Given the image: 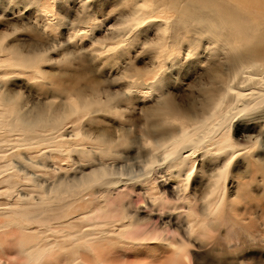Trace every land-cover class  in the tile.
<instances>
[{
    "label": "rangeland",
    "instance_id": "rangeland-1",
    "mask_svg": "<svg viewBox=\"0 0 264 264\" xmlns=\"http://www.w3.org/2000/svg\"><path fill=\"white\" fill-rule=\"evenodd\" d=\"M8 1L0 0V21L7 24V27L0 28V44L2 43L0 45V94L10 96H5L7 98L13 97L14 109L0 103V235L3 238L0 237V264H23L25 261L24 256H32L38 253L39 249L47 247L51 240L58 244L57 249L60 254L68 255L69 260L76 263L79 252L84 249L85 240L81 238L82 241L77 242L70 238L66 232L65 236L46 238L50 231L46 227L48 222H38L36 219H32L28 211L29 208H38L41 198H45L46 205L52 204L54 206L56 204L53 199L54 193L65 190V187L50 193L49 196L43 192L45 187L52 183L56 182L57 185L60 182L63 183L65 179H61L60 175L70 176L74 173L89 172L91 166L100 162L106 163L110 158H113V156L110 157L111 154L106 153L103 140L97 138L102 134H110L107 138L116 140L114 151L128 158L127 160L118 156L110 162H114L116 166L123 163L128 164V167L135 168V171H138L137 173L141 170L144 174H149L150 171L146 167L153 159L151 158L152 154L151 157L149 156L152 145L144 136L147 127L146 113L148 108L155 105L161 95L167 94L184 113H190L191 111L195 113V107L199 106L204 98L202 88L209 83L208 78H206V69L207 65L211 63L209 59L212 49L207 48L208 44L205 45L204 41L198 47L199 39L194 43V40V42H191V39L187 38L190 44L186 43L187 40L182 39L169 47L164 46L165 49L163 50L164 37L157 32L156 26L151 20L152 18L162 20L167 14L157 13L151 16L148 12L145 15L146 17L150 16L148 19L150 25L141 24L142 27L139 26L140 28L133 29L130 32L128 28L134 22L130 21L129 16H136L131 7L138 0H31L30 4L28 0ZM37 1H39L40 10L28 14V8L33 3V5H38ZM13 2L17 3V5L15 4L16 8L15 5L13 6ZM26 4L29 6L27 7ZM7 6L11 7L9 11L6 9ZM138 22H140V19ZM170 41L172 42L171 38L168 39V42ZM179 44L183 47L182 49H179ZM6 48L10 51L19 49L24 54L37 51L42 54L44 61H41L39 69L12 67L9 63L11 61L9 59L10 55L8 56V53H6L8 52ZM186 48L195 51V56L188 55V51L185 52ZM158 50H163L166 56L160 55L158 57ZM206 56L207 59H205ZM157 58H161L162 61ZM168 59H173V61L171 62ZM154 65H159V68L155 69ZM143 71L145 75L143 73L142 78H140V75H136L137 72ZM160 78L162 80L159 81ZM140 81L145 82L142 85L143 89L139 88L141 86L137 87L139 91L133 93L130 99H125L129 102L121 101L118 97L120 103H115L116 108L114 110L94 112L91 115L88 113L74 114L66 123L62 124L63 128H59L60 130L47 126L46 128L36 127L31 131H25V129L14 127L11 124L12 118H14V114L10 118L12 110L31 114L45 110L44 108L48 107L50 103H54L56 109L61 108L64 102H71L72 99L76 103V91L74 89L78 87H81V94H89L92 88H95L96 94L99 91L102 99L107 92L114 95L123 94L129 90L134 82L137 84ZM152 82L161 85L159 86L160 89L158 88L153 92L147 90ZM103 99L105 100V98ZM104 108L106 107L98 109ZM263 113H259L261 114L259 119L262 118L260 120L255 117L253 121L236 120L230 131L231 133L221 138L222 141L218 140L221 141L218 144H222V146L228 142L230 146L235 147L238 143V152L228 148V152L220 154L217 147L221 148V146L218 144L215 145L217 154L207 149H201L197 151L195 157L189 160L188 165L184 164L185 167L182 171L179 168L173 171L170 169L172 166H170L169 169L167 168L170 171L162 170L166 175L161 171L160 179L143 186L140 181L143 178L131 180L130 182L139 181V186L126 189L122 187L120 191L111 195L112 199H109L107 203L99 202L98 204L97 202L94 205H88L90 209H88V217L94 215L91 211L95 214L101 211L109 213L110 222L117 223L115 227L106 225L100 228L108 229V233H106L108 235H106L107 238L104 236L106 240L103 239V235H95L94 238H97L99 246L103 248L119 247L129 250L132 248L131 243H128L129 241L115 240L114 237H117L120 233H131V230L140 234V232L153 225L157 231L166 229L163 233L168 235L169 239H173L174 236L180 242L182 239L191 240V248L200 250L203 264H216V257L225 254L224 252L231 253L230 257L235 255L239 258L246 256L243 259L245 262L241 264H264V163L257 160V164L253 162L252 156H246V153H251L250 151L254 149L252 152L257 151L256 158L259 155L264 159V148H259L256 144L257 137L264 136L261 133L264 128ZM210 124L212 125L211 122ZM119 129L120 131L125 129L124 131L128 133V139L125 138L124 133H119ZM119 134L122 135L121 138L124 141L126 139L128 142L119 140ZM83 136L86 139H83ZM55 139L57 140L55 141ZM63 139L70 140L73 145L72 148L75 149L72 151L65 150L62 146ZM98 140L99 143H97ZM128 145L130 148H128ZM148 150L149 153H147ZM258 151H261V153ZM218 153L220 158L217 156ZM161 155L159 154L157 158H161ZM5 156L13 158L12 165L11 163L8 165L15 167L12 172L20 179L18 183H13L10 175L6 172L10 170L4 160ZM224 158L232 159L231 165L224 168L225 171L222 170L227 177L223 179V182H220L218 188H211L213 185L210 187L209 183L212 176H214V171L217 169L216 165L223 164L222 160ZM144 160H146V163ZM188 166L190 170L187 168ZM126 169L124 168L125 171H127ZM154 169L153 172L156 173L157 168ZM171 172L172 175L170 176ZM167 175L169 176L166 177ZM187 175L189 179H185ZM212 180L214 179L212 178ZM37 183L39 184L37 185ZM16 191H20L23 195H33L34 198L28 197V200H23L20 197L18 198ZM62 195L58 196L61 197ZM48 197H51V199ZM55 198L57 199V196ZM78 200L77 197L71 199L72 206H75ZM209 201L210 204L207 205ZM151 202L155 203L152 205ZM120 203L126 207L132 204L135 208L139 205L141 207L139 216L143 224L134 227L129 224L124 226L122 223L123 221L125 223L127 219L124 217L120 219V216L117 218L118 215H123L121 214L123 205L120 206ZM112 204L117 207V210ZM208 206L210 208L206 213V207ZM229 208L231 210H228ZM153 209L155 212L151 214L152 217L148 220L150 211ZM71 216L65 218V224L70 222L71 226H74L72 230L83 227L84 216H77L78 218H72ZM105 219H107V216L102 221ZM221 222L223 223L221 224ZM88 224L87 222L82 229L87 231L89 229ZM118 224L120 226H117ZM203 225L205 226L203 227ZM76 226H79V228ZM204 229H209L213 238H207V235H204ZM37 232H42L41 236L43 237L40 236L38 240L32 239L33 234ZM7 233L12 236L6 238L5 234ZM246 233H251L254 238L248 241L238 240L245 237ZM16 237H20L22 240H28L29 237L30 242L27 245L11 241ZM228 240H232V242L229 243ZM235 240H238V244ZM165 242L163 241V243ZM122 244L127 246L123 247ZM143 244V241L139 240L135 246H143ZM179 245H182V243ZM5 247H9L8 251ZM235 248L237 249L234 252ZM26 249L30 251V254ZM32 249L37 251L34 253ZM22 250H26L25 253ZM21 256L22 260L20 259Z\"/></svg>",
    "mask_w": 264,
    "mask_h": 264
},
{
    "label": "bare ground",
    "instance_id": "bare-ground-1",
    "mask_svg": "<svg viewBox=\"0 0 264 264\" xmlns=\"http://www.w3.org/2000/svg\"><path fill=\"white\" fill-rule=\"evenodd\" d=\"M8 2H10V0ZM15 4L17 5L16 2L15 3L13 2V6ZM33 4H31V6ZM37 4L39 5V1H37ZM16 5H15V8H16ZM242 6L249 7L248 5H242ZM10 8L7 6L6 8L7 11H9ZM131 8H133V11L135 12L136 16L135 17H133L134 15L129 16L130 21L134 22L128 28L130 29V32L133 29H138L142 27L141 24L146 23L147 25H150L149 24L150 21H148L150 16L146 17L145 15L148 12H150L151 16L153 14L156 15L157 13H162L164 15L167 14L166 17L163 18L162 20H157V19L154 20L153 18L151 20L152 23L156 26L157 32L160 35H162V37H164L165 44L163 45V50L165 49L164 46L166 47L167 45L169 47L170 45H173L177 41L182 40V39L187 40L186 43H189L190 41L188 42L187 38H190L191 42L194 40L195 41V42L193 41L194 43H196L199 39L200 42H198L197 44L199 47L200 46L199 44L201 42L203 43V41L211 37L213 42L208 44V47H207V48L212 49V52L209 50L210 51L209 61H211V63L207 65L208 67L206 69V78H208L209 83L205 87L202 88V93H203L204 98L202 102L199 104V106L195 107V113H192V111L190 113H184V111L174 102V100L170 97V95H167V94L161 95L157 103L153 105L152 107L148 108V111L146 113L147 127H146L144 136L148 139L146 140L150 141V144L152 145L151 150L149 148L151 153H149V150L147 153L150 154L149 155L150 157L152 154L151 158H153L152 160H154L152 161L150 159L151 162L149 163L148 166L145 164L147 166L146 168L149 169L148 171H150L149 174H144L143 172H141V170L139 171V173H137L138 171H135V168L133 169V167H128V164L125 165L123 163V164L116 166L114 162H110V160L114 161L116 158H118V156L119 157L121 156L120 154H117L113 149L115 147L116 140L113 138L111 139L107 138V136L110 135L108 133L97 136V138L103 140V145L106 148V153L111 154L110 157L113 156V158L112 159L110 158V160L106 163L100 162L97 165H94L93 163L94 166L90 167L91 169L89 172L74 173V174H71L70 176L60 175L61 179H65L67 181L64 180L65 182L64 181L63 183L60 182L59 185H57L56 182L52 183L51 185L46 186L45 191L43 192L44 194L49 196L50 193L54 191H58L61 188L65 187L64 188L65 190H62L61 192H58V193L56 192L54 193V195L57 196V199H56L55 196L53 195L54 203L56 204H54V206L52 204L46 205L47 202L45 201V198H41L39 201L40 203L38 204V208L32 207V208H29L28 210L32 219H36L38 222H48L46 227L50 229V231H49V234H47L46 238L65 236V232L67 233L68 236H70V238H72L73 240L77 242L81 238H83L85 240V245H84V249L79 252V258L76 260V263H73L72 261L69 260L68 255L60 254L59 250L57 249L58 244L51 240V243L49 242L50 244H48L47 247L39 249V252L34 255H32L33 252L35 253V251L37 250L33 251L32 249L33 251L31 254L32 256H27V255L26 257L24 256L25 261L23 264H70V263L71 264L72 263L73 264H203V260H202L203 257L200 255V252H199L200 250H193L191 248L192 246L191 240L182 239V241L180 242L178 239H175L174 236H173V239H169L167 237L168 235H165L163 233V231L166 229H159L157 231L153 227V225H151L152 223L150 224L151 226L147 228V230H143L142 232H140V234L133 232L131 230V233H123V234L120 233L118 234L117 237H114L115 240L120 239L122 241L124 240L125 242L129 241L128 243H131L130 245H132V248L129 250L119 248V247L103 248L99 246L97 238H94L95 235L97 234H100V236L103 235V239L105 240L107 238L106 235H108L106 234L108 233L107 231L108 229L104 230L100 228L105 227L106 225H113L115 227V224L117 223L110 222V219L108 218L109 213H103L101 211L96 214L91 211V213L94 215H92L91 217H88V212L90 210L88 208L89 207L88 205H94L97 202L98 204L99 202L107 203L109 199H112L111 195L120 191L122 187L126 189V188H132L133 186H137V185L139 186L140 184L138 183L139 181L130 182L131 180H134V179L139 180L140 178H143V179H140L141 185L143 186L148 183L150 184L151 182H156L157 179H160L161 171L162 170L164 171V169L168 170L169 169L168 167L170 166H172L170 169H172L173 171L178 170V168L179 170L181 169L182 171V169L185 167L184 164L188 165L189 160L195 157L194 155L197 153V151L201 149H207V150H210L212 153L217 154V152L215 151V145L217 146V144L222 141L221 138L228 136L227 134L231 133L230 131L232 127L234 126V123L236 120L244 119L245 121H248V120L253 121L254 117L258 120L262 119V118L259 119V117L264 112V43L260 42V39H259L260 32L258 30L250 31L247 23L237 20L233 16L231 8L227 6L225 3L221 2V0H202V2L201 0H138ZM204 9H207V11H204ZM139 19H140V22H138ZM181 19L185 21L183 24L178 23V21H180ZM220 20H223L229 24H235L236 32L233 33L232 40L230 41L225 40L223 36L217 33L216 28L220 26L219 25ZM190 34H193V35L189 36ZM124 35L126 36V34ZM170 38L172 42L171 41L168 42V39ZM194 43H192L193 46H195ZM178 46H179V49L183 48L180 44ZM6 50L8 51L6 52L8 53V56L10 55V58L9 57L8 58L11 59L9 63L11 64L12 67H15V68L19 67V68H28V69H31V68L39 69L41 61H44L42 54L37 51H32L29 54H24L19 49H14L10 51L8 48H6ZM163 50L162 51L158 50L159 52L158 57L160 55L166 56ZM195 53L196 52L193 51L192 49L188 50V55H194ZM157 59L162 61L161 58H157ZM168 60H171V62L173 61V59H168ZM154 66H155L154 67L155 69L159 68V65H154ZM143 73L144 71L137 72L136 75H140V78H142ZM161 78L159 79V81L162 80ZM143 84H145V82L143 81L142 82L140 81L137 84H135L134 82L132 86L130 87L131 89L129 88V90L125 91L123 94L114 95L112 93L107 92L106 96L105 97L103 96L105 100L103 98H102L103 100L101 99L102 95L101 94H100L101 96L99 95V91H97L98 94H96L95 88L94 89L92 88L89 94L88 93L81 94V87H78L74 89L76 91L75 96H76L78 103L77 101H75L76 103H74L72 99L73 102L72 101L71 102L68 101L67 103L64 102L63 105H61L62 107L57 108V109L55 108L56 105L54 103H50L48 104V107L44 108L45 110H41L40 112L31 113V114H26V112L19 113L17 110H12L13 112H10V118L13 116V114H14V118H12L11 124H13L14 127L25 129V131L26 130L31 131V129H34L36 127L46 128L47 126H51L52 129L55 128L56 130H60L59 128L61 129L63 128L62 124L64 122L66 123L67 120L70 117H72L74 114L77 115V113L79 114L88 113L91 115L94 112L96 113L100 111L104 112L107 110H114L116 108L115 103L116 102L120 103L119 99H121V101H124V102H129V101H125V99L126 100L130 99L133 93L135 94L137 91H139L137 90V87L141 86L139 88H142ZM159 86L161 85H158L157 83L152 82L147 87V90H151L153 92L154 90L158 89ZM5 96L7 95L0 94V103L5 104L9 107L11 106L13 108V102H14L13 97L7 98L10 96H7V97ZM118 97L120 98L118 99ZM100 107H106V108L98 109ZM47 108L48 110H46ZM210 122L212 123V125L210 124ZM190 127L191 129H189ZM124 130L120 131L119 129V133L120 132L121 134L124 133L125 138L128 139L127 138L128 133H126ZM55 132H58V131H55ZM261 133L264 134V128L261 131ZM258 135H260V133H258ZM121 137L122 135L119 134L118 139L119 140L121 139L122 141L123 139ZM188 137L189 139H187ZM83 139H86V138L83 136ZM126 139L125 141L124 140L123 141L128 142V140ZM219 139L221 141H218ZM56 140L57 139H55V141ZM256 142L259 148L260 147L264 148V136L257 137ZM97 143H99V140L97 141ZM58 146L60 145L58 144ZM62 146L64 147L65 150L68 149V151H72L75 149V148H72L73 145L68 139H63ZM130 146L128 145V148H130ZM219 146H221V148L217 147V150L220 151V154L223 152H228V148H230V150L232 151L233 149L236 152L239 151L238 143H236L235 147L230 146L228 142H226V144L224 143V146H222V144H220ZM101 150L103 149L101 148ZM252 151H250L251 153H246V156L248 155L252 156L253 162L255 163H257V160H259V162L264 163V159L261 158L259 155H257V158H256L257 151H254V152ZM261 151L263 152V150ZM261 151L260 152L258 151V152L261 153ZM159 154L160 155L162 154L161 158L160 157L157 158ZM217 156H219L220 158L219 153ZM103 157H104V154H103ZM121 158L128 160L126 156H121ZM12 159L13 158L10 156L8 157L5 156L4 160L7 162L6 163L7 166H9L8 164L11 163ZM215 159L217 160V158ZM231 160L232 159L224 158V160H222L223 164L221 163V164H218V166L216 165L217 169L213 173L214 176H212L214 180H212L211 178L210 183H209L210 187L213 185L211 188H214V189L218 188V185L220 184V182L221 181L223 182V179L227 177V175L224 172L225 171L224 168L226 167L228 168V166L231 165L230 163ZM144 161L146 163V160ZM137 165L139 164L137 163ZM155 167L157 168L156 173L153 172V170H155L154 169ZM13 168L15 167L9 166L10 171H6V172H8V175H10V178L13 180L12 181L13 183L15 182L18 183L20 179L17 178L13 174L12 172L14 171ZM124 168H127L126 169L127 171H125ZM187 168L189 169V166ZM6 169L8 170V168ZM163 173L166 175L165 172ZM179 173L180 172L178 171V174ZM171 175H172V172L170 173V176ZM168 176L169 175H167L166 177ZM186 178L189 179L188 175L185 177V179ZM188 179L186 180L187 182H188ZM38 184L39 183H37V185ZM173 189L175 190V188ZM171 192H173V190H171ZM16 195L18 196V198L20 197L23 200L24 199L28 200L27 199L28 197L32 199L34 198L33 195H30V196L28 194L23 195L20 193V191H18ZM22 195L24 196V198ZM58 195H62V196L60 197ZM65 196L69 199L66 200L67 198L65 199ZM74 197L79 198V200L76 201L77 204L75 206L74 205L72 206L73 203H71L70 200L73 199ZM48 198L51 199V197H48ZM210 201L207 203V205L210 204ZM153 203L155 202H151L152 205ZM122 205L120 203V206ZM122 207L123 209H122L121 214L123 215L122 216L118 215L117 218H119L120 216V219L123 217L127 219L125 223L124 221L122 223L124 224V226H128L129 224L131 227H134V226H137L138 224H143L139 216L141 213V210H140L141 207H139V205L136 206V208L132 204L127 205V207L123 205ZM209 208L210 206L206 207L207 209L206 213H208ZM115 209L117 210V207ZM101 210H104V209H101ZM228 210H231V209L229 208ZM35 212L37 213L35 214ZM154 212H155L154 209L150 211V216H148V220L151 219L152 217L151 214ZM70 215H72L71 216L72 218L73 217L76 218L77 216L80 217L81 215L84 216V221L82 222V224H84L83 227H85L86 223L88 222L89 229L85 231L84 229H82L83 227H80V229L72 230L74 226H71L72 224H70V222L68 224H65V218H68V216L70 217ZM148 215H149V212H148ZM106 216H107V219L102 221V219H104ZM122 220H125V219H122ZM25 221L27 222V219ZM78 221L80 220L78 219ZM16 222H19V221H16ZM222 223L223 222H221V224ZM117 226H120V225L118 224ZM204 226L205 225H203V227ZM77 228H79V226ZM204 230H205L204 235H207V238H211V237L213 238L212 232L209 231V229H204ZM125 231H128V230H125ZM41 234L43 233L37 232L36 234H33L32 239L38 240ZM112 234H109V235H112ZM115 234L117 235L116 231H115ZM5 235L7 237L4 235L3 236L6 238H8L9 236H12V235H8V233ZM104 236H106V238H104ZM42 237L43 236H41V238ZM170 238L172 237L170 236ZM253 238L254 236H252L251 233H246L245 237L243 238L241 237L238 240L248 241V240H252ZM109 240H112V239H109ZM139 240L143 241L144 243L143 246H140V245L135 246V244L138 243ZM238 240H235L236 244H238L237 243ZM11 241L18 242L19 244L23 243V244L28 245L30 242V238L28 237V240L27 239L22 240L20 237H16L15 239H12ZM163 241H166V242L163 243ZM228 242L230 243L232 242V240H228ZM180 243H182V245H179ZM8 244H10V242H8ZM126 246H127L126 244L123 245V247H126ZM8 249L9 247L6 248L7 251ZM236 249L237 248H235L234 252L236 251ZM27 251L28 253L30 252L29 250ZM224 253L225 254H222L221 256L216 257L215 259L216 264H223V263L224 264H227V263L228 264H241L245 262L243 261V259H245L246 256L245 257L242 256L239 258L238 256L235 255L234 257L231 256L232 257L231 258L230 257L231 253L230 254L228 252H224ZM22 256L20 257V259L22 258Z\"/></svg>",
    "mask_w": 264,
    "mask_h": 264
},
{
    "label": "snow or ice",
    "instance_id": "snow-or-ice-1",
    "mask_svg": "<svg viewBox=\"0 0 264 264\" xmlns=\"http://www.w3.org/2000/svg\"><path fill=\"white\" fill-rule=\"evenodd\" d=\"M202 2V0H201ZM232 10L233 16L242 22L247 23L249 30H258L260 32V42L264 43V0H221ZM31 3V0H28ZM242 5H248L249 7H243ZM27 6V5H26ZM40 10L39 5H32L28 8V14H33ZM207 11V9H204ZM185 21L181 19L178 23L183 24ZM219 27L216 28L217 33L225 38V40H232L233 33L236 32L235 24H229L223 20L219 21ZM7 27L3 21H0V28ZM211 37L204 41V44L212 43ZM188 48L185 49V52ZM207 59V56L205 57Z\"/></svg>",
    "mask_w": 264,
    "mask_h": 264
}]
</instances>
